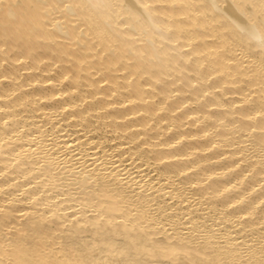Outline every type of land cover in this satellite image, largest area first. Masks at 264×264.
<instances>
[{
  "label": "bare ground",
  "instance_id": "6f19581e",
  "mask_svg": "<svg viewBox=\"0 0 264 264\" xmlns=\"http://www.w3.org/2000/svg\"><path fill=\"white\" fill-rule=\"evenodd\" d=\"M261 37L264 0H0V264H264Z\"/></svg>",
  "mask_w": 264,
  "mask_h": 264
},
{
  "label": "snow or ice",
  "instance_id": "6c2138e0",
  "mask_svg": "<svg viewBox=\"0 0 264 264\" xmlns=\"http://www.w3.org/2000/svg\"><path fill=\"white\" fill-rule=\"evenodd\" d=\"M219 5L218 4H213V7H218ZM262 40H264V37H261Z\"/></svg>",
  "mask_w": 264,
  "mask_h": 264
},
{
  "label": "rangeland",
  "instance_id": "374dc122",
  "mask_svg": "<svg viewBox=\"0 0 264 264\" xmlns=\"http://www.w3.org/2000/svg\"><path fill=\"white\" fill-rule=\"evenodd\" d=\"M70 131H72V129L70 130ZM69 133V132H68ZM76 134H72L70 137H74Z\"/></svg>",
  "mask_w": 264,
  "mask_h": 264
}]
</instances>
